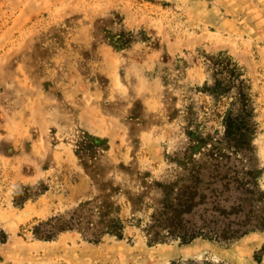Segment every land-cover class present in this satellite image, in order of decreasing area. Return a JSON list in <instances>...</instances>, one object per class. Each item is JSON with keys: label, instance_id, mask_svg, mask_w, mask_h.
I'll return each instance as SVG.
<instances>
[{"label": "rangeland", "instance_id": "rangeland-1", "mask_svg": "<svg viewBox=\"0 0 264 264\" xmlns=\"http://www.w3.org/2000/svg\"><path fill=\"white\" fill-rule=\"evenodd\" d=\"M228 61L251 86L264 190V0H0V264H264L261 230L150 245V210L133 216L123 194V238L35 233L173 178L192 141L222 137L234 92L205 87L228 83Z\"/></svg>", "mask_w": 264, "mask_h": 264}, {"label": "trees", "instance_id": "trees-1", "mask_svg": "<svg viewBox=\"0 0 264 264\" xmlns=\"http://www.w3.org/2000/svg\"><path fill=\"white\" fill-rule=\"evenodd\" d=\"M216 59L220 60V55ZM213 63L221 65L220 61ZM221 72L227 73L228 83L222 87L223 82L213 74L214 85L205 88L214 96L222 91L234 92L223 119L222 137L192 141L181 157L171 159L181 169L173 178L143 180L142 191L136 195L112 188L100 199L84 203L68 218L53 216L41 223L35 228L41 235L38 237L53 240L61 231L78 230L93 242H99L105 234L123 238L122 208L113 200L118 194L126 197L133 216L150 210L142 227L150 245L177 240L189 244L198 238L230 245L249 232L264 231L262 169L254 145L258 123L251 86L235 62L228 61L219 69ZM177 264L226 263L189 259Z\"/></svg>", "mask_w": 264, "mask_h": 264}]
</instances>
